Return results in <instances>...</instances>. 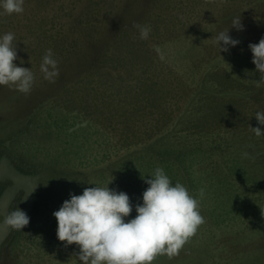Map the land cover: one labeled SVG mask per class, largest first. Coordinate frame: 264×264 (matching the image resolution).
<instances>
[{
	"label": "rangeland",
	"instance_id": "374dc122",
	"mask_svg": "<svg viewBox=\"0 0 264 264\" xmlns=\"http://www.w3.org/2000/svg\"><path fill=\"white\" fill-rule=\"evenodd\" d=\"M228 30L241 43L220 53L213 37ZM8 32L36 80L28 94L0 86V264H83L53 213L112 182L134 218L157 167L200 200L205 222L153 264H264V136L251 129L264 130V84L249 49L264 38V0H25L0 15ZM49 49L55 82L40 72ZM18 207L33 217L15 238L3 220Z\"/></svg>",
	"mask_w": 264,
	"mask_h": 264
},
{
	"label": "clouds",
	"instance_id": "9594fccd",
	"mask_svg": "<svg viewBox=\"0 0 264 264\" xmlns=\"http://www.w3.org/2000/svg\"><path fill=\"white\" fill-rule=\"evenodd\" d=\"M25 0H0L3 14H22ZM140 39L149 38L151 27L137 24ZM232 28L243 31L241 18L232 21ZM230 29V30H231ZM230 30L220 31L213 38L221 52H230L241 42L230 36ZM15 35L8 32L0 36V86L14 85L16 90L28 94L36 77L32 68L17 66ZM252 63L260 73L257 86L264 84V38L249 44ZM23 63V61H21ZM45 80L55 82L59 76L58 61L51 49L47 50L40 65ZM255 118L264 126V112L257 111ZM251 127V126H250ZM257 137L264 136L261 127H251ZM244 158H251L244 152ZM145 178L148 188L143 192L142 204L135 205L137 215L130 217L133 205L123 191L107 186L86 187L82 194H70L58 211L53 213L58 222L57 238L66 245L79 247L78 260L83 264H153L158 255L170 258L178 255L205 222L200 211V200L180 183H173L163 167H157ZM203 197L204 190H200ZM30 217L19 207L3 220V226L23 230Z\"/></svg>",
	"mask_w": 264,
	"mask_h": 264
},
{
	"label": "trees",
	"instance_id": "16d2710c",
	"mask_svg": "<svg viewBox=\"0 0 264 264\" xmlns=\"http://www.w3.org/2000/svg\"><path fill=\"white\" fill-rule=\"evenodd\" d=\"M1 185H2V182H0V186H1ZM5 189H6V188H3V189H2V188L0 187V196L4 194ZM20 195H21V194H20ZM19 201H20V197H17V198L15 199V201H14V202H15V205H16ZM31 217H33L32 214L30 215V219H31ZM19 232H20L19 230H15V238L18 236Z\"/></svg>",
	"mask_w": 264,
	"mask_h": 264
}]
</instances>
